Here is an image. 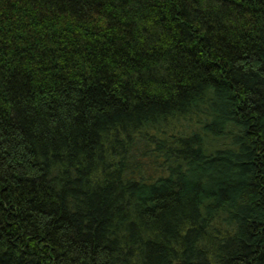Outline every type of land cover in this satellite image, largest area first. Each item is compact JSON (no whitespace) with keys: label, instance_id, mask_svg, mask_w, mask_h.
Segmentation results:
<instances>
[{"label":"trees","instance_id":"obj_1","mask_svg":"<svg viewBox=\"0 0 264 264\" xmlns=\"http://www.w3.org/2000/svg\"><path fill=\"white\" fill-rule=\"evenodd\" d=\"M0 264H264V0H0Z\"/></svg>","mask_w":264,"mask_h":264}]
</instances>
